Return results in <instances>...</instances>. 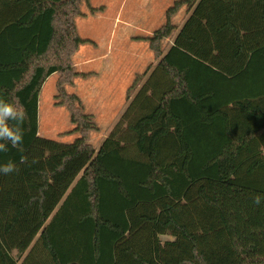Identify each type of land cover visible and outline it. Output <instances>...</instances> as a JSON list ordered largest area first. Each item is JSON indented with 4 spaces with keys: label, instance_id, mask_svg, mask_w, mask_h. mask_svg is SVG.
Wrapping results in <instances>:
<instances>
[{
    "label": "trees",
    "instance_id": "trees-1",
    "mask_svg": "<svg viewBox=\"0 0 264 264\" xmlns=\"http://www.w3.org/2000/svg\"><path fill=\"white\" fill-rule=\"evenodd\" d=\"M88 1L0 0V98L28 114L23 149L0 152L19 167L0 174V264H264V0H177L97 153L66 91L89 76L73 69ZM53 75L70 144L38 136Z\"/></svg>",
    "mask_w": 264,
    "mask_h": 264
},
{
    "label": "rangeland",
    "instance_id": "rangeland-1",
    "mask_svg": "<svg viewBox=\"0 0 264 264\" xmlns=\"http://www.w3.org/2000/svg\"><path fill=\"white\" fill-rule=\"evenodd\" d=\"M177 0H89L82 4L83 17L76 27L80 37L88 41L73 57L78 77L66 91L79 97L84 113L93 118L97 132L89 134V144L98 152L124 113L128 101L126 91L136 77L156 65L144 39L165 24L167 10ZM89 8L101 10L91 15ZM188 15L183 7L173 18L181 28ZM172 40L163 41L166 52ZM57 76L44 83L38 103V136L62 144L72 143L77 135L64 107L56 106L54 96ZM199 153V152H198ZM162 237V241H170Z\"/></svg>",
    "mask_w": 264,
    "mask_h": 264
},
{
    "label": "clouds",
    "instance_id": "clouds-1",
    "mask_svg": "<svg viewBox=\"0 0 264 264\" xmlns=\"http://www.w3.org/2000/svg\"><path fill=\"white\" fill-rule=\"evenodd\" d=\"M28 118L27 111L19 99L0 98V152L6 153L9 145L21 151L24 143V125ZM25 156L21 163H27ZM19 171L17 163L8 160L0 164V174L9 175ZM264 201V195L257 194L253 197V203L260 205Z\"/></svg>",
    "mask_w": 264,
    "mask_h": 264
},
{
    "label": "crops",
    "instance_id": "crops-1",
    "mask_svg": "<svg viewBox=\"0 0 264 264\" xmlns=\"http://www.w3.org/2000/svg\"><path fill=\"white\" fill-rule=\"evenodd\" d=\"M209 132V135H218L219 134V130L218 129H214V130H210L208 131Z\"/></svg>",
    "mask_w": 264,
    "mask_h": 264
}]
</instances>
